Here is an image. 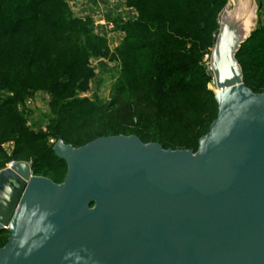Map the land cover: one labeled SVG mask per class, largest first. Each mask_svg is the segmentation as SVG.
Wrapping results in <instances>:
<instances>
[{"label":"water","instance_id":"1","mask_svg":"<svg viewBox=\"0 0 264 264\" xmlns=\"http://www.w3.org/2000/svg\"><path fill=\"white\" fill-rule=\"evenodd\" d=\"M254 0H229L206 65L217 117L196 151L135 135L57 140L59 184L18 161L0 170V264H264V92L236 54Z\"/></svg>","mask_w":264,"mask_h":264},{"label":"trees","instance_id":"2","mask_svg":"<svg viewBox=\"0 0 264 264\" xmlns=\"http://www.w3.org/2000/svg\"><path fill=\"white\" fill-rule=\"evenodd\" d=\"M134 2L139 19L123 27L119 53L123 81L110 102L101 106L75 93L83 91L92 76L80 34L81 39H97L81 20L69 17L64 1L0 0V90H15V98L0 101V124L6 123L8 136H15L13 159L33 157L35 175L66 171L67 165L52 146L44 145L45 135L27 131L8 108L33 89L27 80L30 74L51 93L52 103L59 104L51 136L74 147L102 136L135 135L164 149L196 151L217 117L203 55L212 46L217 15L226 0ZM56 44H69L63 56L55 51ZM236 59L244 85L260 92L261 86L251 85L247 75L264 67L263 29L251 31ZM72 134L76 135L71 139Z\"/></svg>","mask_w":264,"mask_h":264},{"label":"rangeland","instance_id":"3","mask_svg":"<svg viewBox=\"0 0 264 264\" xmlns=\"http://www.w3.org/2000/svg\"><path fill=\"white\" fill-rule=\"evenodd\" d=\"M63 1L69 17L81 20L85 24L88 33H90L89 35L97 39H81L83 34H80V42L82 43L80 48L85 50L83 58L86 59L87 68L91 71L92 76L85 82L84 90L79 89L75 93L80 98H87L89 101H95L99 105L104 106L115 96V89L123 81L122 64L124 60L119 54L124 46L125 32L123 27L139 19V10L134 4V0ZM228 2L229 0H226L223 8ZM254 15L256 17L254 29L264 30V0H254ZM66 46L68 48L69 44ZM66 46L65 44H56L55 51L63 56L66 52L64 51ZM53 54L50 56H54ZM208 57L209 53L203 55V62L206 65ZM243 60H246V63L250 62V59L246 57ZM247 77L251 85L261 86L262 90L257 93L264 92V67L260 71L249 73ZM36 79L38 77H34L32 74L29 75L27 80L33 83V89L26 95L21 96L15 101V104L8 108L15 111L14 116L23 122V126L27 131L45 135L46 141L44 145L46 147L52 146L53 148L57 140L51 136L49 128L57 118L59 104L52 103L51 93L41 87L40 82L37 84ZM207 87L211 88L210 82ZM14 91L0 90V101L5 98H15ZM212 92L215 96V92L213 90ZM18 124L20 125V123ZM7 128L8 125L6 123L0 124V149L2 150V153H0V170L14 162L22 161L30 164V170L35 175L32 169L33 157L22 156L21 159H13L15 136H8L6 133ZM74 135L76 134L71 135V139ZM65 174L66 171H61L52 172L47 174L46 177L41 174L35 176L45 177L59 184L63 181ZM8 237L9 234L7 232L0 234V247L7 242ZM2 242L5 243L2 244Z\"/></svg>","mask_w":264,"mask_h":264}]
</instances>
